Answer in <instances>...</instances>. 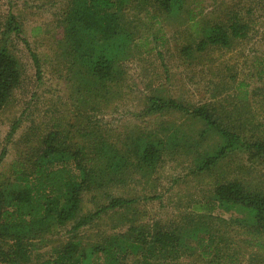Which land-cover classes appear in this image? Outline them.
Segmentation results:
<instances>
[{
  "label": "rangeland",
  "instance_id": "1",
  "mask_svg": "<svg viewBox=\"0 0 264 264\" xmlns=\"http://www.w3.org/2000/svg\"><path fill=\"white\" fill-rule=\"evenodd\" d=\"M66 2L0 0V19L8 9L15 13L23 25L22 35L41 65L37 78L26 45L15 40L11 49L23 65V74L19 88L0 111V154L4 151L0 183L13 180L11 166L37 146L39 136L55 124L67 126L75 112L72 86L59 49L60 18ZM235 13L249 26L245 39L230 48L209 47L202 53L193 51L191 56L183 54L185 45L199 39L198 28H188L189 17L200 24H213ZM134 20L138 33L134 55L124 64L121 92L93 116L95 126L117 147L138 142L152 132L163 138L175 134L189 140L192 149L166 152L153 175H133L128 183L110 190L115 197L131 200L130 205L102 214L77 232L67 225L45 242H35L28 264L51 256L54 248L67 241L78 243L91 263L100 261L102 254H90V249L105 236L124 232L131 224L181 225L192 207L205 202L218 183L237 179L264 190V154H254L241 142L213 167L198 172L200 158L214 155L223 146L221 135L185 111L165 108L148 112L149 97L165 102L173 99L189 110L206 105L223 126L234 122L231 126L239 131L241 141L264 142V0H187L181 11L166 15L150 8L136 14ZM14 120H19L20 126L7 140ZM88 199L85 197L82 214L95 212L98 204L106 203ZM213 216L217 235L224 238L221 264H264V252L256 251L241 230L230 225L236 214L217 209ZM227 255L234 260L225 258ZM181 263L206 264V260L196 251Z\"/></svg>",
  "mask_w": 264,
  "mask_h": 264
},
{
  "label": "trees",
  "instance_id": "2",
  "mask_svg": "<svg viewBox=\"0 0 264 264\" xmlns=\"http://www.w3.org/2000/svg\"><path fill=\"white\" fill-rule=\"evenodd\" d=\"M186 1L67 0L60 18L59 49L76 109L67 126L55 124L39 136L36 147L14 162L12 181L0 183V264H28L35 242H45L67 225L77 232L102 214L130 205L131 200L115 197L110 190L128 183L133 175H153L166 152L192 149L189 140L175 134L163 138L152 132L138 142L117 147L100 134L93 118L121 92L124 64L134 55L138 33L134 16L150 8L170 15L181 11ZM187 21L189 29L198 28L199 39L183 47L185 56L209 47L230 48L245 39L249 30L236 13L213 24H200L194 17ZM22 34L21 21L8 9L0 19V111L22 80L23 65L11 49L15 40L26 45L37 78L41 74L38 57ZM148 100V112L158 113L165 108L185 111L221 135L224 143L217 153L205 159L196 157L201 160L198 172L213 167L241 142L254 154H264V142L241 141L239 131L231 126L234 122L223 126L206 105L189 110L173 99ZM19 126V120H14L7 140ZM3 156L4 151L0 161ZM258 188L237 179L218 183L205 202L192 207L181 225L169 228L159 223L151 227L131 224L124 232L105 236L101 244L90 249V254H102L100 261L91 263L78 243L67 241L35 264H182L183 257L193 256L196 251L206 264H221L224 253L220 243L224 238L217 235L214 223L217 209L236 214L230 225L240 229L256 251L264 252V190ZM85 197L95 203L104 199L106 203L98 204L95 212L82 214ZM225 258L234 260L228 255Z\"/></svg>",
  "mask_w": 264,
  "mask_h": 264
}]
</instances>
